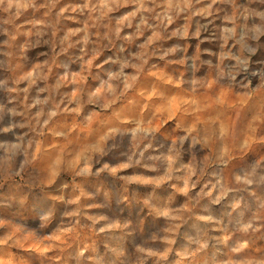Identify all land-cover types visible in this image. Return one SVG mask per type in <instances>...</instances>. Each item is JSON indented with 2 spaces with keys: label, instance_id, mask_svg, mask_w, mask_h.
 Returning <instances> with one entry per match:
<instances>
[{
  "label": "rangeland",
  "instance_id": "rangeland-1",
  "mask_svg": "<svg viewBox=\"0 0 264 264\" xmlns=\"http://www.w3.org/2000/svg\"><path fill=\"white\" fill-rule=\"evenodd\" d=\"M0 264H264V0H0Z\"/></svg>",
  "mask_w": 264,
  "mask_h": 264
}]
</instances>
